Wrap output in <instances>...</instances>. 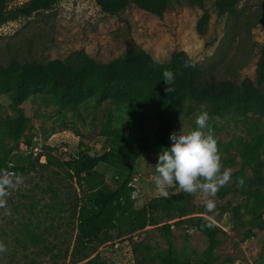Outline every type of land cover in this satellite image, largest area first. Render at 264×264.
Returning <instances> with one entry per match:
<instances>
[{
  "label": "rangeland",
  "instance_id": "1",
  "mask_svg": "<svg viewBox=\"0 0 264 264\" xmlns=\"http://www.w3.org/2000/svg\"><path fill=\"white\" fill-rule=\"evenodd\" d=\"M26 1L9 0L8 9ZM213 1L204 0L210 21L206 35L201 37L196 23L202 10L188 0H172L162 17L134 5L109 15L101 11L94 0H57L50 9L0 25V63L4 66L13 60L44 63L65 59L80 50L93 60L106 63L122 56L128 49L144 50L155 60L164 62L172 52L182 50L201 70H210L219 78L235 82L245 77L254 80L257 61L264 48V0H238L234 17H218ZM10 102L8 94L0 95L1 116L12 115ZM21 108L29 118L26 133L32 136L30 142L37 148H54L52 156L58 161H66L82 152L100 155L114 147L110 139L98 134L100 125L110 116L113 127L126 128L133 137L136 151L147 145L134 168L135 208L140 209L152 197L162 196L153 181L154 166L157 154L171 142L169 137H163L162 144H155L153 128L158 116L153 108L143 111L139 125L129 120L130 112L136 109L135 104L123 101H105L96 108L94 100L89 99L79 105V116L69 110H58L49 96L42 95L28 98ZM201 111H205L204 104H184L177 114L174 132L192 130L195 117ZM209 125L217 140L221 171L224 168L231 170L229 181L219 186L215 193H194L196 212L211 219L222 231L218 234L213 264H264V230L253 229L244 208L239 209L238 215L233 210L245 203L247 184L252 178L247 164L249 144L259 136L264 138V120L252 114L227 113L210 118ZM29 148L20 144L17 154L22 157L21 161ZM260 151L264 160V148ZM96 169L109 183L122 177L108 166L99 165ZM17 174L23 177L22 183L8 190L6 204L0 207V244L4 245L0 264H28L31 261L34 264H70L69 257L52 258V255L59 252L58 248L72 250L76 231L68 199L72 201L79 195V188L60 166H36ZM165 188L168 194L180 190L175 183L167 184ZM220 188L227 189L222 197L218 193ZM207 199L214 201L212 210L205 207ZM61 200L63 206H57ZM262 213L264 220V210ZM24 227L36 232L47 229L46 246L55 249L50 254H44L43 249L24 251L21 234ZM125 229L126 226L121 225L110 231L111 240L95 244L93 256L98 255L106 264H135L132 241L142 240L153 249L162 244L157 230L147 228L129 236L124 234ZM171 229L176 257L197 261L207 245L206 237L184 225ZM247 229H252L254 235L243 241V232Z\"/></svg>",
  "mask_w": 264,
  "mask_h": 264
},
{
  "label": "trees",
  "instance_id": "2",
  "mask_svg": "<svg viewBox=\"0 0 264 264\" xmlns=\"http://www.w3.org/2000/svg\"><path fill=\"white\" fill-rule=\"evenodd\" d=\"M94 1L101 11L109 15H116L134 5L157 17H162L172 3V0ZM8 2L0 0V25L50 9L57 0H27L13 9H8ZM188 2L202 10L196 30L199 36L204 37L210 13L204 7V0ZM237 3L238 0L213 1L218 17H234ZM166 68L171 69L175 76L170 85L174 90L168 93L162 77V71ZM255 72L254 80L245 77L235 82L219 78L210 70H201L182 50L172 52L164 62L155 60L144 50L128 49L122 56L106 63L93 60L82 50L65 59H52L44 63L17 60L10 61L6 66L0 63V95L8 94L12 112V115H0V169L17 174L36 166H60L64 167L67 176L79 188V195L72 201L68 199L70 217L74 220L76 231L72 250L69 251V247L58 248L61 253L53 254L52 258L69 257L70 264H106L98 255L93 256L95 244L110 241V231L124 225L125 235L150 228L159 231L162 237V244L156 249L142 240L132 241L135 264H213L216 261L213 254L219 243L218 234L222 231L211 219L196 212L194 193L182 189L169 193L167 197H152L140 209L135 208L134 168L147 145H142L136 151L133 137L126 128L113 127L110 116L102 122L98 134L110 139L114 147L102 154L82 152L74 158L58 161L52 156L55 149L44 146L35 156L29 151L24 161H21L22 157L17 154L20 144L30 148L34 145L30 142L32 136L26 133L29 118L21 108L25 100L37 95L49 96L58 110H69L78 116L79 105L89 99L94 100L96 108L105 101L134 103L136 109L130 112L129 120L138 125L143 111L153 108L158 116L153 137L158 145L162 144L163 137H169L175 131L177 114L186 103L204 104L210 118L235 113L252 114L264 120V48L260 52ZM263 148L262 136L250 142L247 164L252 178L247 184L244 205L233 207L235 215H238L240 208L245 209L257 232L264 230V160L260 151ZM42 155L45 157L43 163L40 162ZM99 165L116 170L122 177L109 183L105 175L97 171ZM226 190L220 188L219 195L222 197ZM57 206H63L62 200L57 202ZM181 225L196 229L207 239V245L197 261L179 260L176 257L171 227ZM21 234L24 251L29 248L36 251L43 249L44 254H50L55 249L46 246L47 229L36 232L24 227ZM253 235L254 231L247 229L241 240Z\"/></svg>",
  "mask_w": 264,
  "mask_h": 264
},
{
  "label": "clouds",
  "instance_id": "3",
  "mask_svg": "<svg viewBox=\"0 0 264 264\" xmlns=\"http://www.w3.org/2000/svg\"><path fill=\"white\" fill-rule=\"evenodd\" d=\"M163 81L167 85L165 91L172 92L170 87L175 76L171 69L162 71ZM209 113L201 111L195 117V127L183 132H172L169 136L170 146L162 147L157 154L155 175L153 181L157 190L167 197L165 185L177 184L180 189L187 193L197 191L208 195L215 193L219 186L229 181L231 170L224 168L217 147V140L209 125ZM23 181L19 174H12L7 170L0 169V207L6 204L8 190L13 189ZM214 201L207 199L205 207L209 210L214 208ZM7 214V210L5 211ZM4 245L0 244V252Z\"/></svg>",
  "mask_w": 264,
  "mask_h": 264
},
{
  "label": "built area",
  "instance_id": "4",
  "mask_svg": "<svg viewBox=\"0 0 264 264\" xmlns=\"http://www.w3.org/2000/svg\"><path fill=\"white\" fill-rule=\"evenodd\" d=\"M39 148H37L36 146H32L31 148H29V151L33 154V156H35L41 152V147H39ZM44 161H45V157L42 155L40 157V162L43 163Z\"/></svg>",
  "mask_w": 264,
  "mask_h": 264
}]
</instances>
